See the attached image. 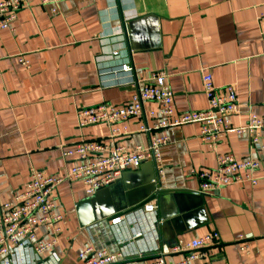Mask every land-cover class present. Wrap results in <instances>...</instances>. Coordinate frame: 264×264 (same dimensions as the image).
<instances>
[{
	"label": "crops",
	"instance_id": "0c3cea01",
	"mask_svg": "<svg viewBox=\"0 0 264 264\" xmlns=\"http://www.w3.org/2000/svg\"><path fill=\"white\" fill-rule=\"evenodd\" d=\"M262 16L264 0H28L13 31L0 29V203L22 190L30 169L60 174L77 163L63 151L81 140L106 142L109 126L79 128L77 110L125 105L153 74L170 88L176 115L207 108L201 77L209 73L216 88L235 91L233 126L250 114L264 116ZM122 63L131 70L121 71ZM160 110L144 102L114 143L146 146L139 126L156 123ZM160 133L168 143L160 149L163 176L155 184L148 161L91 196L77 181L55 188L52 197L67 220L54 247L60 264H80L77 253L90 244L120 250V264L160 253L173 264L181 257L168 250L177 241L208 231L218 240L194 264H264V178L203 194L191 173L214 168L218 154L254 157L247 136L227 133L208 147L195 123ZM148 202L155 209L145 214L141 206ZM115 216L120 224L109 226Z\"/></svg>",
	"mask_w": 264,
	"mask_h": 264
},
{
	"label": "built area",
	"instance_id": "2783aa9c",
	"mask_svg": "<svg viewBox=\"0 0 264 264\" xmlns=\"http://www.w3.org/2000/svg\"><path fill=\"white\" fill-rule=\"evenodd\" d=\"M59 1L41 0L43 4H57ZM27 4L28 0H0V29L12 32L17 11ZM110 57L117 59L118 52H111ZM19 61L26 65L25 61ZM120 70L129 72L131 68L128 63H122ZM201 81L207 108L200 111L176 115L173 94L160 74H153L148 82L139 85L125 105L101 103L77 110L79 128L97 123L109 126V134L104 138L107 141L81 140L63 151L62 156L75 158L77 163L60 174L30 169L22 190L11 200L0 203V264H60L54 247L67 220L52 197L55 188L63 182L77 181L85 187V194L91 196L96 190L111 185L124 172L148 161L155 166L151 179L155 184L163 176L160 149L168 143V138L160 131L166 128L198 124L199 139L208 147L214 146L227 133L247 136L254 157L237 159L230 153L218 154L214 168L191 171L199 181L201 193L207 194L234 183L256 185L260 178H264V135L261 134L264 132V116L250 114L245 124L233 126L231 119L237 111V99L232 86L216 88L209 73L202 74ZM144 102L161 106V117L156 123L139 126L138 131L148 136L147 145L128 149L115 144V138L128 133L124 123L140 116ZM141 207L145 214L155 209V205L149 202ZM108 221L109 226H116L121 220L115 216ZM218 237L216 231H208L188 241L179 240L168 253L181 257L173 264H194L204 257L203 250L214 244ZM246 249L247 246L242 244L241 250ZM122 258L120 250L95 244L84 245L77 253L80 264H120ZM137 264L167 263L164 254L160 253Z\"/></svg>",
	"mask_w": 264,
	"mask_h": 264
},
{
	"label": "water",
	"instance_id": "95a60500",
	"mask_svg": "<svg viewBox=\"0 0 264 264\" xmlns=\"http://www.w3.org/2000/svg\"><path fill=\"white\" fill-rule=\"evenodd\" d=\"M152 178H153V177H152ZM152 184H153V183H152ZM160 191H161V192H167V191H163V190H160ZM161 192H160V193H161ZM135 209H136V208H132L131 211H132V210H135Z\"/></svg>",
	"mask_w": 264,
	"mask_h": 264
},
{
	"label": "trees",
	"instance_id": "16d2710c",
	"mask_svg": "<svg viewBox=\"0 0 264 264\" xmlns=\"http://www.w3.org/2000/svg\"><path fill=\"white\" fill-rule=\"evenodd\" d=\"M150 258H152V256L151 257H149V258H145L144 260H146V259H150ZM143 261V260H142ZM140 263V262H139Z\"/></svg>",
	"mask_w": 264,
	"mask_h": 264
}]
</instances>
